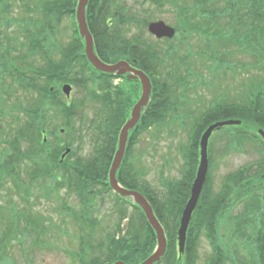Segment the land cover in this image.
Segmentation results:
<instances>
[{
    "label": "trees",
    "instance_id": "16d2710c",
    "mask_svg": "<svg viewBox=\"0 0 264 264\" xmlns=\"http://www.w3.org/2000/svg\"><path fill=\"white\" fill-rule=\"evenodd\" d=\"M149 1L157 6L176 4V0ZM18 2L21 18L11 16ZM77 2L0 0V264L10 263L13 244L28 238L40 244V237L46 233L44 216L30 214L35 187L44 191L46 199H54L59 214H66L81 233L79 252L73 256L76 264H112L118 260L138 264L157 244L142 209L130 198L114 193L108 182L119 131L129 118L135 104L131 97L140 86L126 79L114 86L118 76L97 71L89 63L75 19ZM183 6H179L175 36L149 41L130 32L132 25L147 29L151 18L131 14L123 0H88L86 22L96 55L110 64L134 60L152 83L150 101L129 133L116 178L122 187L136 190L148 200L164 229L166 252L155 264H197L202 236L212 253L207 264H264V140L257 131H264V0H187ZM221 18L228 20L220 23ZM13 24L19 27L7 32L5 29ZM68 31L70 41L64 42L60 34ZM193 31L225 47L236 44L252 59L246 71L253 68L255 72L233 86L237 94L216 92L220 83L215 88L214 78H218L217 71L222 72V79L228 72L235 75L245 65L225 59L227 63L223 57L226 50L211 45L198 52L203 63H209L211 80L204 75L193 80L196 73L189 61L190 51L180 53L179 45L173 44L180 33ZM64 83L87 90L84 95L98 101L96 111L86 110L84 95L82 99L72 94L65 97L61 90ZM198 86L205 87L210 96H203L189 110L190 95L198 91ZM180 108L192 116L188 143L181 147L184 170L180 179H163L159 189L139 167L143 154L135 146L149 130L178 116L174 114ZM227 119H240L241 123L214 131L209 140L208 173L180 254L177 231L199 163L200 136L211 123ZM217 131L218 141L224 142L227 150L238 151L244 143H254L262 157L228 175L215 193L211 183L212 138ZM64 136L70 140H64ZM86 137L90 146L85 157L78 151ZM66 148L70 152L61 159ZM107 194L115 198L112 209L116 215L103 224L97 215V201ZM245 200L249 202L244 212L231 219L235 226L250 228L241 252L227 243L221 227L237 201ZM122 205H128L131 213L119 207ZM100 232L103 235L98 239ZM33 233L37 235L33 237ZM235 236L238 234L232 233L230 240ZM247 244L251 250L245 247Z\"/></svg>",
    "mask_w": 264,
    "mask_h": 264
},
{
    "label": "rangeland",
    "instance_id": "374dc122",
    "mask_svg": "<svg viewBox=\"0 0 264 264\" xmlns=\"http://www.w3.org/2000/svg\"><path fill=\"white\" fill-rule=\"evenodd\" d=\"M124 5L130 10L131 14L138 15L142 18H151L152 21L162 20L166 24L174 27L177 23V16L179 13V6L184 7L183 4L187 0H176V4L164 3L162 6H157L149 0H123ZM21 2H18L16 6L11 9V16L15 18H21L22 7ZM228 20V18H221L218 21L223 23ZM151 22V21H150ZM19 27L18 25H11V27L6 28L7 32L13 33L15 29ZM228 26H224L226 28ZM227 30V29H225ZM6 32V33H7ZM70 31L68 33L63 32L61 35L64 42L70 41L69 37ZM140 35L143 39L149 41H154V37L148 32L147 29L139 28L137 25H132L130 35ZM166 39V38H165ZM162 40V39H160ZM225 41H223L224 44ZM163 46L166 43L162 42ZM173 44L179 45V52L190 51L189 61L193 67L196 77L193 78L197 81L198 75H204L209 80H211L208 73L209 63L206 61L203 63L198 55L199 51L208 50V46L214 47L216 49L227 52L224 55V61L227 59L231 63H241L245 65V69L236 70L238 73L235 75L228 72L227 77L222 79V72L217 71L218 78H214L215 82L213 86L218 88L217 83H220V89H216L219 94L228 91L230 96L237 94V86L240 80L245 81L247 77L255 72V69L246 68L252 63V59L245 55L236 44H227V47L223 46L222 43H218L214 39L207 40L205 36H202L196 32H191L190 34H182L178 36L177 39H173ZM188 49V50H187ZM227 62V61H226ZM228 63V62H227ZM228 67V65H227ZM66 84V83H64ZM70 84V83H69ZM114 86L123 84L121 80H115L113 82ZM63 85V84H62ZM72 96L73 98L86 99V110L90 113H94L95 108L98 106L97 100H92L90 96L84 94L88 93L84 88L73 87ZM95 87L94 89H96ZM198 91L190 95L188 105H191L189 110L194 109L195 102L202 98L203 96H210L208 90L205 87H197ZM97 90V89H96ZM99 92V91H98ZM105 93L106 91H102ZM99 92V93H102ZM84 95V96H83ZM136 97L139 95V91H136ZM183 109L175 113L172 120L160 126L159 128H153L144 134L142 141L137 143L135 146L138 152H142L143 155L139 156V167L143 170L146 175V179L156 188L161 189V181L163 179L167 180H177L182 176L184 170L185 161L182 156L181 147H184L188 138V130L191 128L192 116L190 111L188 115L183 113ZM180 114V116H179ZM183 117V118H182ZM77 126H80L79 120L77 121ZM226 128V127H225ZM86 135V133H85ZM64 140L69 141V136H64ZM219 133L215 132L212 138V148L214 151L213 155V168L211 171V180L213 183V191L218 193L221 190L223 181L228 175L235 172L239 167L246 166L256 161L261 160L262 154L254 143H244L241 150H233L229 148L227 150L224 148V142L218 141ZM86 137L82 149L78 151L81 156L88 155L89 152V142ZM80 143V142H79ZM82 143V142H81ZM66 156V155H65ZM64 159V158H63ZM250 174V173H248ZM164 180V181H165ZM232 184L233 182H229ZM34 196L32 198V211H30L31 216L36 214L44 216V226L45 234L40 237V244H35L32 239L28 238L24 242L13 244L12 253L10 255V263L8 264H76L74 259V254L78 251V236L81 234L77 231L76 227L72 225L70 218L66 214H59L58 203L49 199L44 194L42 189L34 188ZM64 193V191L62 192ZM233 193V192H232ZM71 199V202H74ZM248 200L243 202H238L233 207L230 212L229 219H226L222 224V234L225 236L227 243L234 244L236 248H239L241 252L244 249L245 243H247V237L250 235V228L246 226L244 228L240 226H235L232 223V217L244 212L245 206L248 204ZM116 203L115 198L112 194H107L103 199H98L97 201V215L101 219L102 223L110 222V218L115 214L114 209H112L113 204ZM22 206L25 208V204ZM116 207L118 205L116 204ZM123 209L125 208L128 213H131V208L128 205L119 206ZM237 231V232H236ZM238 234L235 236L234 240H230L231 234ZM33 233V237H35ZM103 235V232L98 233L97 238ZM28 236V235H27ZM45 240V241H44ZM248 247L249 250L250 244ZM211 249L208 244L207 239L202 236L198 244V261L197 264H207L208 258L211 256Z\"/></svg>",
    "mask_w": 264,
    "mask_h": 264
},
{
    "label": "water",
    "instance_id": "95a60500",
    "mask_svg": "<svg viewBox=\"0 0 264 264\" xmlns=\"http://www.w3.org/2000/svg\"><path fill=\"white\" fill-rule=\"evenodd\" d=\"M87 3L88 0H78L75 11V19L76 23H78L77 28L80 37L84 40L85 56L87 60L97 71L118 76L126 75V78L129 80H138L141 86L140 97L132 106L129 118L126 120V122L123 124L119 131L118 145L108 172V182L110 188L114 193L118 194V196L120 195L125 198H130L136 205H138L142 209L148 224L152 227L155 232L157 244L156 247H154L155 250L151 253V255L138 264H155L157 262H160L166 252L167 241L164 229L155 217L153 209L148 200L140 192L122 187L116 178L117 169L121 164L127 146L129 132L138 123L141 113L143 109L147 106V103L149 101L152 88L151 81L145 72H143L139 68L134 67L126 60H120L114 64H110L101 61V59L96 55L94 51L93 37L86 22L85 14ZM147 30L156 39L162 40L163 38L171 39L175 36L176 33L174 27L166 24L162 20L151 21L147 26ZM71 91L72 87L69 84H64L62 86V92L65 94V97H71ZM240 123V119H227L216 121L208 125L200 136L198 160L199 163L197 166L195 177L193 179V182L191 183L192 185L190 190V196L186 204H184L185 206L182 211L180 225L177 231V245L180 254H182V252L184 251L186 238L185 235L187 233V228L191 219L192 212L201 194L202 187L206 180V175L208 173V144L210 137L212 136L214 131L224 126L239 125ZM257 131L258 134L262 137V139H264V131L261 128ZM69 152L70 149L67 148L62 154L61 158L63 159L65 155ZM112 264L126 263L121 260H118Z\"/></svg>",
    "mask_w": 264,
    "mask_h": 264
},
{
    "label": "flooded vegetation",
    "instance_id": "af4514ba",
    "mask_svg": "<svg viewBox=\"0 0 264 264\" xmlns=\"http://www.w3.org/2000/svg\"><path fill=\"white\" fill-rule=\"evenodd\" d=\"M126 78V75H124L122 78H120L119 80H123V79H125ZM117 80V79H116ZM131 82H137L136 81V79H134V80H132ZM139 95H140V91H139ZM139 95H138V97H139ZM138 97H136V95H134V97H131L133 100H134V102L135 101H137V99H138Z\"/></svg>",
    "mask_w": 264,
    "mask_h": 264
}]
</instances>
